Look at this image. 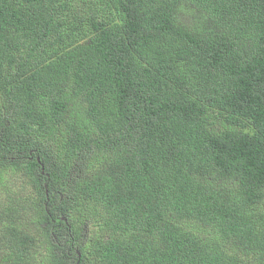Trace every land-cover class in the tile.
Masks as SVG:
<instances>
[{
	"label": "trees",
	"instance_id": "trees-1",
	"mask_svg": "<svg viewBox=\"0 0 264 264\" xmlns=\"http://www.w3.org/2000/svg\"><path fill=\"white\" fill-rule=\"evenodd\" d=\"M0 264H264V0H0Z\"/></svg>",
	"mask_w": 264,
	"mask_h": 264
}]
</instances>
